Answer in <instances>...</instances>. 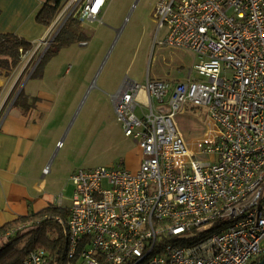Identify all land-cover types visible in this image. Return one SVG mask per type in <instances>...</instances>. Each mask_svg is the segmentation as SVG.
<instances>
[{
    "label": "built area",
    "instance_id": "2783aa9c",
    "mask_svg": "<svg viewBox=\"0 0 264 264\" xmlns=\"http://www.w3.org/2000/svg\"><path fill=\"white\" fill-rule=\"evenodd\" d=\"M107 3L61 0L36 49L52 44L71 18L102 22ZM154 15L157 32L167 29L160 43L199 60L184 80L148 77L115 95L142 162L136 171L72 173L69 214L58 218L67 264H262L264 0H159ZM187 104L208 112L206 132L194 140L176 121ZM20 264H49V252L35 248Z\"/></svg>",
    "mask_w": 264,
    "mask_h": 264
},
{
    "label": "rangeland",
    "instance_id": "374dc122",
    "mask_svg": "<svg viewBox=\"0 0 264 264\" xmlns=\"http://www.w3.org/2000/svg\"><path fill=\"white\" fill-rule=\"evenodd\" d=\"M158 2L108 0L102 22L78 21L76 24L79 27L82 23L90 37L88 45L80 47V43H76L74 51L59 50L55 55L48 56L39 69L38 64L51 44L41 45L38 49L36 44L26 56H22L15 68L7 72L0 67L3 86L9 91L3 102L0 121L26 82L29 89L32 84L38 83L35 79L40 73H45L46 91L57 96L46 130V164L52 169L50 177L60 168V184L56 190L65 194L63 207L72 203L74 186L68 177L74 169L125 165L136 171L142 162L137 154V142L125 134L123 124L117 118L111 103L112 92L105 82L112 83L121 75L146 79L159 54L171 63L169 67L176 75H187L189 61L195 55L192 51L183 55L180 49L159 50L153 46L162 35L155 33L154 11ZM72 21L73 18L69 19L68 24ZM57 28L58 25L52 36ZM77 48L80 49V57H86L82 65L78 64ZM34 71L37 73L30 77ZM176 121L187 140L202 137L207 129V108L187 104L177 114ZM57 141H62L63 145L57 147Z\"/></svg>",
    "mask_w": 264,
    "mask_h": 264
},
{
    "label": "crops",
    "instance_id": "0c3cea01",
    "mask_svg": "<svg viewBox=\"0 0 264 264\" xmlns=\"http://www.w3.org/2000/svg\"><path fill=\"white\" fill-rule=\"evenodd\" d=\"M47 1L48 0H0V35L16 34L18 37L20 36L30 41L34 46L43 38L48 29L47 26L40 24L37 20L39 12ZM105 14L106 7L103 13V20ZM73 20L77 19L74 18ZM94 21L97 22V20ZM77 30L83 41H75L66 45L59 49L60 52L74 51L73 45L76 43H80V47L89 44L90 37L84 31L82 23H79ZM155 31L157 32V25ZM156 34H162L160 38L157 39L158 42L153 45L159 50L165 48L180 49L183 55L186 53L189 54V52L192 51L187 48L172 47L160 43V41L164 40L167 29H161ZM84 41L87 43L84 44ZM76 51L78 52V64H84L86 57H80L81 52L79 48H77ZM171 51L173 50H170V52ZM192 53L194 52L192 51ZM157 57L156 64L152 71L147 74L146 79L139 78L138 76L131 78L121 75L117 76L112 83H109L108 80L105 82V85H107L112 92V106H114L115 95L124 85H132L133 82L144 84L148 77L151 79H166L171 83H176L184 80L188 76L189 70L192 69L199 60L198 56L195 54L189 61L190 68L187 75H181L182 73L176 75L169 67L171 63L167 61L162 54H159ZM180 59L182 60L183 57ZM32 76L33 75L30 77ZM35 80H37L38 83L32 84L29 89V83L26 82L22 90L25 98L20 103H13L12 107H9L7 113L0 121V226L17 219L19 216L37 212L50 204L66 209L67 217L69 214V207L62 206L65 194L63 192L60 193V190H56L58 188V183L60 184V168L57 169V173H54L52 177H50L52 169H49L47 174L44 173V169L48 166V164H46L48 160L46 130H48V120L55 109L57 96L52 92L46 91L45 73H40L39 77ZM3 84L4 79L1 75L0 113L4 104V99L9 93V91L5 90ZM139 99L146 101L144 94H140ZM58 142L60 141H57V147H59ZM137 154L142 160V152L139 146L137 147ZM131 166L136 167L135 164ZM76 169H74L72 173ZM71 175L68 177L69 182L71 181Z\"/></svg>",
    "mask_w": 264,
    "mask_h": 264
},
{
    "label": "trees",
    "instance_id": "16d2710c",
    "mask_svg": "<svg viewBox=\"0 0 264 264\" xmlns=\"http://www.w3.org/2000/svg\"><path fill=\"white\" fill-rule=\"evenodd\" d=\"M52 1L48 0L37 16L38 22L47 27L54 20L61 0H54V3ZM77 22L78 20H73L64 25L37 68L40 69L44 60L58 53L60 48L75 41H83L77 30ZM32 48L33 43L16 34L0 35V67L7 69V72L15 68L20 63L22 54ZM0 73L3 74L2 71ZM35 73L34 71L32 75ZM24 98L22 91L14 104L22 102ZM66 214V209L50 204L37 212L19 216L0 226V264H20L35 248H45L49 252V264H67L64 225L58 220V218L66 220ZM24 224L26 226L16 230L14 234H8V231Z\"/></svg>",
    "mask_w": 264,
    "mask_h": 264
},
{
    "label": "water",
    "instance_id": "95a60500",
    "mask_svg": "<svg viewBox=\"0 0 264 264\" xmlns=\"http://www.w3.org/2000/svg\"><path fill=\"white\" fill-rule=\"evenodd\" d=\"M262 264H264V260H263Z\"/></svg>",
    "mask_w": 264,
    "mask_h": 264
}]
</instances>
